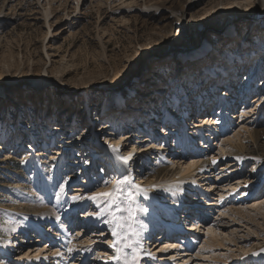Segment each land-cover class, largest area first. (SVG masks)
Instances as JSON below:
<instances>
[{"label":"rangeland","instance_id":"374dc122","mask_svg":"<svg viewBox=\"0 0 264 264\" xmlns=\"http://www.w3.org/2000/svg\"><path fill=\"white\" fill-rule=\"evenodd\" d=\"M146 1L158 4L163 9L148 12L144 10V0H81L79 8L78 0L52 1L55 17L51 21V30L57 27L55 34L59 29L61 31L52 41L53 49L49 50L51 55L48 57L46 52L49 48L46 47L45 37L49 25L44 16L46 0H0V243L8 249V253L10 248L14 251L11 254L2 252L0 264H23L24 262L16 260L24 255L23 250L29 247L33 251L38 248L42 250L48 248L49 244L47 236L32 247V242L37 239L33 231L29 237L31 244L26 243V236L27 240H23L22 243H25L21 244L22 248H18L22 240L17 241V234L21 232L22 236V230L29 225L28 218L39 209L31 205L32 200L28 197L25 199L26 204L19 203L20 200L13 193L12 186L18 185L27 191L34 201L42 200L43 207L50 199H46L45 192H54L51 202L63 199L62 206L56 207L54 212L57 217H64L78 202L73 201L72 196L91 195L104 186L111 185L112 188L118 180L113 167L109 172L106 170L105 174L103 173V165L109 159L107 160L108 155L106 156L101 144L114 145L113 140H118L121 134L129 135L131 140H134L137 134H143L141 132L146 128L143 120L149 121L155 115L154 111L148 113L151 104L154 105L153 108L157 105L161 107L158 112L156 108L154 120L158 122L164 114L163 104L165 109L173 110L179 116L185 102L191 101L195 104L198 94L196 92L202 94V91H206L204 88H208L214 77L221 85H226L227 79H216L222 76L221 74L224 75L225 71L217 69L220 75L214 76L208 75L206 71L210 69L208 72L212 73L213 67L209 63L217 59H232L230 48H239V55L243 57L242 64L245 63L242 72L251 67L246 61L252 58L247 56L250 52L254 53L255 58L264 53V44L257 40V34L264 36V25L254 20L256 18L251 8L246 11V16L237 10L238 6L234 13L225 15L212 10L214 0H207L204 4H199L198 0ZM66 21L68 23L64 24ZM249 22H253V26L247 29L246 23ZM255 25L258 26L256 29L260 27L262 30L250 35L245 41L252 42L247 46L248 50L242 48L240 40L245 35L248 36L246 29H253ZM243 26L245 31L241 30ZM217 46L226 55L217 53ZM252 47L255 49L252 50ZM211 53L215 58L209 56ZM49 58H52V61ZM182 60L185 63L179 64ZM237 60L234 58L233 64L236 65ZM216 62L214 65L218 67ZM44 73L49 78L48 83L41 90L36 89L35 83ZM259 78L256 83L264 79V67ZM162 86L164 91L156 94L157 87ZM193 91L195 92L192 93ZM152 92L155 94L154 98L150 97ZM221 96L222 94L218 99ZM202 97L205 96L202 94ZM258 98L260 99L257 102ZM88 105L92 118L87 116ZM245 106L247 108H242L245 113L241 110L232 118L233 130H230V133L227 131L229 134H226L231 136L246 128L247 132H242L243 142L253 148L250 146L253 143L249 141L250 134L264 130V88L256 86ZM210 108L213 107L209 106L206 111ZM191 115L194 116V113L191 112ZM56 128L59 130H55ZM209 131L206 130L204 137H207ZM155 135L159 140L165 141V136ZM183 135L185 134H181ZM137 138L140 139L139 136ZM143 138V144L148 142L147 138ZM217 140L218 138L212 143L213 147L201 157L207 160L222 159L211 173V181H215L214 186L210 188L215 197V206L208 207L209 211H204L203 214H209L206 215L205 221L211 226H219L222 223L228 224L236 217V222L230 221L232 226H229L228 230L239 229L246 237L240 240V244H230L232 248L237 249L231 253L226 249L221 250V247L213 250L222 255L225 253L226 264H264L260 252L264 249V212H233V209L249 207L258 197H261L260 200L264 199V149H252V156L239 162L236 157L221 155L218 144L221 141ZM263 141L264 136L259 137L258 144ZM171 145L166 148V157L174 152ZM28 146H32L33 150H28ZM190 150L195 149L188 148L187 152ZM187 152L184 153L185 157ZM95 153H99L96 159ZM70 155L80 156L77 160L79 164L69 166ZM152 155L155 156L147 153V156L143 157L144 161L150 160ZM93 159L96 161L91 166ZM166 161L167 159H152L149 161L150 167L143 170V175L151 180V175L161 171V178L164 177L171 168ZM233 164L235 166H232ZM83 166L88 167L85 169ZM140 167L138 164L134 170L141 169ZM197 179L204 178L199 175ZM104 181L110 183L105 184ZM239 182L242 185L236 188L233 183ZM160 193L167 197H161L165 202L167 199L171 201L176 194L173 190H168V194L165 191ZM119 198L120 194L115 199L114 206L120 204ZM88 203V209L85 211L87 215L100 211L106 202ZM22 205L24 209L20 210ZM147 205L151 206L149 202ZM128 207L136 209L135 217L128 223L140 233L138 238L133 239H138L142 245H148L149 240L142 235L143 225H147L143 218L145 211L132 202ZM200 207L197 206L198 212L202 210ZM14 208H18L20 213L13 211ZM80 215L72 220L71 226L74 228L71 232L83 241H88L86 246H81L80 249L89 246V256L83 259L81 253H76L75 263L70 261V264H98L99 262H91L90 255H110V247L107 244L112 235H102L103 231L110 233V226L103 222L99 226L87 227L89 225L86 221H79ZM108 218L105 212L102 219ZM29 227L35 229L33 226ZM158 233L157 238H160L161 234ZM11 240L18 247L14 248ZM242 244L243 247L246 246V252L242 250ZM196 251H201L204 255L211 254L208 249L204 250L206 253H202V248ZM34 253L36 252H32ZM197 256L193 258L201 259Z\"/></svg>","mask_w":264,"mask_h":264},{"label":"bare ground","instance_id":"6f19581e","mask_svg":"<svg viewBox=\"0 0 264 264\" xmlns=\"http://www.w3.org/2000/svg\"><path fill=\"white\" fill-rule=\"evenodd\" d=\"M52 1H54V0H46L45 4H46L47 8L45 9V14L43 13L45 16V19L47 21V24L49 25L48 26V33L46 34V37H45V40L47 42L46 47L49 48L46 52L48 57H50V55H51L49 50L51 48L53 49L52 41L56 38V36H58L59 32L61 31L59 29L58 32L56 31L57 33L55 34V29L57 27H55L54 30H51L52 26H53L51 24V21L55 17L53 14L54 11H53L52 5H51ZM144 1H145L144 10H147L148 12H158V11L163 9V7H160L158 4L151 3L150 1H146V0H144ZM191 1L192 0H190L189 2H191ZM198 1H199V4H204V3H206L207 0H198ZM214 1H215V5H214L212 10H216L217 12H222L225 15H230V13H234L235 8H237V6H238L237 10H239L240 13L243 14V16H246L245 15L246 11L248 10V8H251L254 11L253 12L254 18H256L254 20L258 21V24L264 25V20H263L264 19V8H259V7L255 6L259 3V0H214ZM80 2H81V0H78V8L80 6ZM170 16H171V14H170ZM75 18H77V17H75ZM68 21H66L64 24L68 23ZM246 24L248 25L247 29L251 28L253 26V22H251V23L249 22ZM246 24H245V26H247ZM257 27L258 26L255 25L253 29H250V30L246 29V33L248 36L245 35L243 37V39L240 40L242 42V44H241L242 48L245 47V49H247V46L251 45L252 42H250V41L245 42L248 40L250 35L256 34V32L258 30H262V29H260V27H259V29H256ZM241 30L245 31L244 26ZM47 38H48V41H47ZM253 39L255 40L254 37H253ZM257 40L260 43L264 44V36L261 37L260 34H257ZM253 49H255V48L252 47V50ZM217 51H218L217 53H222V54L224 53V51L222 49H220L218 46H217ZM229 53H231L232 59H228V57H226L227 61H223V59L222 60L217 59V60H215V61H217L215 64L218 67H215V65H214L215 61H214V62L209 63L213 67L212 73L210 74V72H208L210 69H207V71H206L207 74L209 73L208 75H212V76H214L215 74L220 75V72L217 69H220L222 71L227 72L225 76L223 74H221L222 76H218V77H216V79L217 78L218 79L219 78L227 79L226 85H222V86H224L228 90H223L225 92H220L218 89L219 88L218 84H220V83L217 82L218 80H215V77H214V80H212L209 83L208 88H204V89H206V91H202V94L205 97H202V94H199V92H196V94L197 93L198 94L196 96L197 101L195 104L194 103L192 104L191 101L185 102L186 107H185V109H183L181 114L183 116L186 115V116L191 117V112H194V111L197 112L191 118V119H194L193 121L195 122L194 125L191 126L192 130H196V128H199L196 130V132L195 131L191 132L189 128H187V130L185 128H183V129L181 128L182 130H178L175 127L181 126L180 123H177V125H176L175 121H173V120L167 121V119H165L164 123L165 124L168 123L167 128L168 129L171 128V131L176 132V134H175L176 137L174 136L175 139L172 138V141H170L169 143H167V142L165 143L164 140L163 141L161 139L159 140V138L156 137V135H155L156 127H155V129H152V131H151L150 127H147V129H144V131L141 132V133H146V135H147L146 140L149 139L148 142H146L145 144H143V141L141 140L143 138L142 134L136 135L137 137L139 136L140 139L135 137L134 140H131L129 135L127 136L124 134H121L120 136H118V140L114 139L113 144L119 145V147H120V153L119 154L114 153L111 150L110 145L108 146V145L101 144L103 146L105 152H106L105 153L106 156L108 155L107 160L109 159L107 161V163H105L103 165V170H104L103 173L105 174L106 170H107V172H109V169L111 167H113V170H115V172L117 173V175L119 177L118 180L122 179L124 176H130L131 182L124 184L122 186V190L120 192V198L119 199H120L121 207L126 208L129 206V203L132 202L135 205L139 206L141 209H146V211H145L146 215L143 218H144V222L147 225L142 224L143 225L142 229H143L144 235H150V237H151L150 239L153 240L152 246H154V249L150 248V246H148L149 243H148V245L144 244V245H142V253H143V251L152 252L154 254L155 258L152 259V258H149L147 256H144L141 264H217V262H221V264H226L227 260L225 259V253H224V255H222V253H216V252H214L213 248L221 247V250L226 249V250H228L227 251L228 253H231V251H235L237 249L232 248L230 244H232V245H236V243L240 244V242H242L240 240L243 239L245 236V233H241L240 232L241 230H239V229L232 228V229L228 230L229 229L228 227L232 226V224L230 225V221H233V220L235 222L237 221V219H235L236 217H234L233 216L234 214H233L232 215L234 217L233 220H230L228 222V224L226 223L227 225L222 223V225H219V226L218 225L217 226H211L208 223H205V225H204L205 228H203L205 230V232L203 233V235L199 234V232H196V235L194 237V240L196 241V245L194 244L193 248L189 249L190 247L188 246V243L182 244V243L177 242L176 240H178V239H176L174 241L177 244V247L173 248L167 242L168 241L167 237H169L168 234L166 235V238H163L162 236L160 238H157L158 237L157 235L153 236L154 232L158 233V230H160V229L166 230V227H164L161 224V222L159 221V219L157 218V217H159L158 212L161 211L160 207H158L154 204H151L150 202H149V204L151 206L149 207V205H147L148 201L145 200V199H155V195L162 197L163 194H161L160 192L165 191V193L168 194L167 193L168 190H173L176 193L175 196H179V197H190L191 196L192 198H194V201L198 202L197 206L198 207L201 206L200 208L202 210H199V213H201L202 215H205V214H203L204 211H209V210H207L208 207L215 206L214 205L215 201H213V200H215L214 199L215 197H213V194L211 193L212 190L210 189L214 186L213 183H215V181L212 182L213 180H212L211 173L215 169L217 163L219 161L221 162L222 159L217 158V159H213V160H209V159L207 160V159L201 158L204 156L205 152L203 153L200 151H203L204 148H207L209 150L211 147H213L212 144H211V146L207 147L208 144L205 141L202 142L201 147L199 145V141L201 140V136L198 134L202 133L203 129L208 127L206 125L207 121L212 120V123L209 124V127L212 128V131L211 132L209 131L208 134L206 135L207 137H203V140H205L207 138L211 139L213 137V134L216 133V136L218 138V142L221 141V143H218L219 148H220L219 150L222 152L221 155H230L232 157H236V159H237V157H241L242 159H237L240 162L241 160H245V158H248V156H252V154H251L252 149L255 151L260 150V149H264V141L261 143L262 146H261V144L260 145L258 144L259 137L264 136V130H258V131H255V132L250 134L251 140H249V141L253 142L252 145H250V146H252L253 148L248 147L249 145H245V141L243 142L242 132H245L246 128L243 130L235 132L231 136L227 135L230 133V130H233V128L231 129L232 122H233L232 118L236 117L237 116L236 114L237 113L239 114L241 112L242 108H244V109L247 108V106L244 107V104L246 102H248L253 89L256 86H258L260 88H264V79H262L261 81L256 83L258 81V79H260L259 77L261 76V74L263 73V67H264V63H263L264 55L263 54L264 53L262 52L256 58L253 57L254 53H252V52H250V54L247 55L248 57H252L251 59H248L246 61L249 63L248 66L249 67L251 66L250 69L253 71L250 72L251 73L250 75L246 76L245 80L243 77V79L240 81L241 85L244 84V86L246 85V87H248V92H243V93H242L243 89L240 90L239 93H237V91L235 92V90H237V89H234V85H233V82L235 81L234 78L237 76V74L241 73L242 66H240V65L242 64L243 57H241L239 55V53H240L239 48H233V49L230 48ZM224 55H226V53H224ZM209 56L214 57L215 55H213V53H211ZM214 58H212V60ZM234 58L238 59L237 62H240L241 64L236 63L235 66H232ZM244 58H246V57H244ZM49 59H50V61H52V58H49ZM260 60L262 62H260ZM182 63H185V61L182 60L181 62H179V64H182ZM226 63H229V64H226ZM179 64L177 63V65H179ZM209 64H207V65H209ZM258 64H260L259 67L255 68V66H258ZM231 66H232V68H230ZM254 69H255V71H254ZM48 80H49V78L47 77V74L44 73V76L35 83L36 89L41 90V88H44L46 86V84L48 83ZM242 81H243V83H242ZM245 81H246V83H245ZM216 83H218V84L215 87ZM214 90H216V91H214ZM249 90H250V92H249ZM163 91H164L163 86L160 88L157 87L155 93L157 94V92L160 93ZM194 92L195 91H193L192 93H194ZM153 94H154V92H152L150 94V97L151 96L153 97L155 95V94L154 95ZM221 94H222V96L220 97V99H218V96H220ZM212 95L214 96V98L217 97L216 100L214 99V101H216V106H215L216 110L211 109L207 112L206 107H203V105H206V106L209 105V102H207V101H209L211 99ZM234 96L235 97L238 96L239 97L238 100L241 101V103H239V102L236 103V110H233V105L231 104L233 102L232 98ZM259 99L260 98H258L257 100L255 99V100L258 102ZM153 106L154 105H152V104L150 105V109H149L148 113L152 112V111L156 112V108H158L157 110H159V108H161L158 105L155 106L154 108H153ZM239 106H240V109L238 110ZM162 107L166 108L165 104H163ZM29 108H31V107H29ZM89 108L90 107L88 105L87 111H86L87 116L92 118V115H91ZM35 109H37V106H35ZM219 109H221V110L217 112V110H219ZM230 109H232L233 111L231 110L232 112H230ZM244 109L242 110L243 113H245ZM154 112H152V113H154ZM48 113H47V118L49 117ZM207 115H210V116H207ZM165 117H167V116H165ZM153 119H151L152 120L151 124L154 121ZM171 119H174V116H172ZM196 119H198V120H196ZM196 121H198V122H196ZM92 122H93V120H92ZM146 122H148V121H146ZM164 123H163L162 127H164ZM205 126H207V127H205ZM194 127H196V128H194ZM106 128H109V126H107ZM55 130H59V129L56 128ZM165 130H167V129H165ZM199 130H201V131H199ZM54 131H52V132H54ZM182 131L185 134L183 136H181V133H180ZM197 131H199V133L196 135ZM218 132H221V134ZM226 132H227V134H226ZM222 133H224V134H222ZM225 134L227 136H225ZM219 135H221L222 137H220ZM162 136H165V135L163 134ZM218 136L220 137V139ZM145 138H143V139H145ZM168 139H170V138L167 136V141H168ZM82 140H85V139L82 138ZM111 140L112 139H110V141ZM212 141L214 143V140H212ZM169 145L173 146L172 148L174 149V152L172 151V154L168 155V157H166L164 155V153L167 150L166 149L167 146L169 148ZM27 148H28V150H33L32 146H28ZM188 148H194L195 150L194 151L190 150L189 151L190 155L188 153L185 157V154H183V153H186ZM196 148H198V149H196ZM129 152L133 153L132 160L129 162L128 165H125L121 160L118 159V155H125L126 156V155H128ZM56 153H58V152H56ZM59 153H61V152H59ZM147 153H148V155L154 154L155 156L152 155V157H150V160L144 161L143 157H146ZM191 153H195V154L193 155ZM96 154L97 153L94 154L95 159L98 157L99 153L97 155ZM41 155H43V153H41ZM155 158H159L161 160L167 159L166 162H169V166H171V168L162 178H161V171L155 172V174L151 175L152 179L150 180L149 177L146 178V176L143 175V173H144L143 170L149 168L150 167L149 161H151L152 159H155ZM69 159H71V161L68 162L69 166H76L77 164H79V162H77V160L80 159V156H76V157L71 156V157H69ZM95 159H93L90 162L91 166L95 164V161H96ZM101 159H104V158H101ZM214 160H215V162H213ZM109 163H111V164H109ZM138 164L141 165V167H140L141 169L137 168L135 171L134 167H136ZM222 165H224V164H222ZM232 166H235V165L233 164ZM87 167L83 166V168H85V169ZM223 167H225V166H223ZM135 172H136V176H134ZM199 175H202V178H204V179H197V176H199ZM137 184L141 186L140 189H137L135 187V185H137ZM233 185L236 186V188H239V187H241L242 184L239 182V184L233 183ZM11 188L13 189V193H15V196L17 198H19V200H20V201H18L19 203L26 204L25 199H27V197H28V199L32 200V201H30L32 203L31 205L34 207H37L36 209H39L37 213L32 214V217L28 218L30 221L28 222L29 225H27V227H29V226L35 227V229L37 231L36 233L39 235L37 237V239H39V240L36 239L35 241H33L32 247L34 245H36L37 241L42 242L41 239H43L44 237H47V236L49 237L48 248H44L42 250L38 248L35 251H33L32 248L29 247L28 249L23 250L24 255L16 258V260H19V262H21V263L24 262L27 264H70V261L75 263L74 257L76 256V253H81L82 258L83 259L86 258V256L89 253L90 247L88 246L85 249H80V247L86 246L88 241H86V240L83 241L81 239V237L73 235L71 230H73L72 228H74V227L71 226V222L75 216L81 214L79 221H82V219H83V221H86V224L89 225L87 227H91L94 225L99 226L103 223V221H104L102 219L103 217H97V216L92 215L91 213L89 215L85 214V211L88 209V207H87L89 205L88 202H90V200H88V199L78 200V202H76V204L72 207V209H70L66 214H64L65 215L64 217H59V216L57 217L54 210L56 207L59 208L62 206L63 199L62 198H60L58 200L55 199L54 200L55 202L54 201L51 202V200H52L51 197L53 196L54 192H45L44 195H45L46 199L48 197H50V199H49V201L48 200L46 201L45 207H43L44 204H43L42 200L37 199L36 201H34L32 199L33 198L32 195L27 193V191H25L24 189H22L18 185L12 186ZM108 189H111V185L108 187L104 186L103 188L100 189V191H105ZM242 189H240V190H242ZM144 190H146V191H144ZM260 192L261 191H259L258 194H260ZM153 193H155V194H153ZM129 195L133 196L132 200L127 199V197ZM87 196H88V194L85 195V197H87ZM263 196H264V194H263ZM163 198H165V196ZM260 199H261V197H258L253 202V204H251L249 206L250 208L248 206L243 207V208L240 207L238 209H233V212L238 213V214L246 212V211L252 212V210L255 212H257V211L264 212V199L263 200H260ZM143 201H146L147 203H145V202L143 203ZM181 201H183V200H181ZM163 205H164V210L166 213L170 214L173 212V210H172L173 207L171 205H169L168 202H167V204H163ZM23 209H24V206L22 205V207H20V210H23ZM195 210L197 211L198 208H196ZM13 211H16V212L18 211V213H20L18 208H14ZM92 211H94V209ZM37 214H39V215H37ZM238 214H235V215H238ZM121 215L127 216V212H123V213H121ZM254 215H256V214H254ZM229 216H230V214H228V217ZM168 224H169V226L167 228V232L170 234L173 233L174 231H177V230H178L179 234L187 233V232H190L194 228L193 226L187 225V224H183L182 226L176 227L177 224L173 223V221H170ZM172 228H174V229L171 231ZM106 230H108V229H106ZM19 233L20 234H17L16 239H17V241L22 240L21 243H19V247H18L19 249H21L22 245L25 243V242L22 243L23 240L25 241V240H27V238L25 237L26 234H22V236H21V232H19ZM248 233H250V232H248ZM103 234L106 235V234H110V233L108 231L107 232L103 231L102 235ZM160 234H161V232H160ZM30 236H31V234H30ZM160 239H161V241L159 242ZM114 240H115V237L111 236L109 243L114 241ZM26 243L31 244V241L30 242L27 241ZM109 243L107 244L108 246H109ZM12 244H13V241H12ZM145 245H146V247H145ZM241 247H242V250H244L246 252V249H245L246 246L243 247V244H242ZM198 248L203 249L202 253H206V252H204V250L208 249L211 251V254H209V255L201 254L200 253L201 251L200 252L196 251ZM10 249L11 250H9V252L13 250L12 248H10ZM69 249H72V250L69 251ZM153 250H155V251H153ZM171 250H174V251H171ZM57 251L62 253V255H59V256L55 255V253ZM112 251H114V250L110 248L109 249L110 255H108V256L102 255L101 253L95 254L93 256L90 255L92 258L91 262L92 261L99 262L98 264H117L118 263L117 261L109 258V257L115 255V252L112 253ZM125 251L130 252V249H125ZM0 252L1 253L4 252L5 254L8 253L7 250L6 251L4 250V247L1 243H0ZM32 252H36V253L32 254ZM195 252H196V255H194ZM248 252H249V250H248ZM260 252L263 255V262H264V249H262ZM227 255H229V254H227ZM37 256H39V259H37ZM195 256H197V257L200 256L201 259L193 258ZM25 261H27V262H25ZM212 262H215V263H212ZM4 264H7V263H4Z\"/></svg>","mask_w":264,"mask_h":264},{"label":"snow or ice","instance_id":"6c2138e0","mask_svg":"<svg viewBox=\"0 0 264 264\" xmlns=\"http://www.w3.org/2000/svg\"><path fill=\"white\" fill-rule=\"evenodd\" d=\"M259 8H264V0H259V3L255 5ZM111 150L114 153H120L119 145H110ZM133 153L129 152L128 155H118V159L121 160L125 165H128L132 160ZM237 159H242L237 157ZM215 162V160L213 161ZM71 179V177H69ZM130 176H124L122 179L115 181L114 186L111 189L105 191H98L88 195L87 197L81 196L79 194L71 197L73 201L88 199L94 202L104 201L105 207L101 208L99 212L92 213V215L97 217H103L105 212H107L108 219L103 222L110 226V234L115 237V240L109 243V247L114 250L115 255L109 257L112 260L118 262V264H141L144 256L154 259V254L152 252L143 251L142 253V244L138 239H133V237H139L140 233L128 223L129 220H132L136 215V209L132 207L122 208L120 204H115L114 201L120 194L122 186L124 184L130 183ZM105 184L110 183L109 181H104ZM137 189H140V185H135ZM146 191V190H144ZM128 200H132L133 196L129 195ZM146 211V209H141ZM127 212V216L121 215V213ZM172 247H177V245H172ZM125 249H130L125 251ZM72 249H69L71 251ZM166 250V249H165ZM55 255H62L59 251ZM39 259V256H37Z\"/></svg>","mask_w":264,"mask_h":264}]
</instances>
